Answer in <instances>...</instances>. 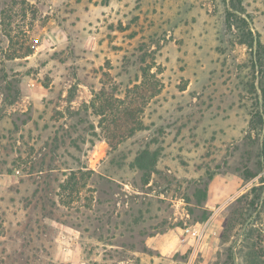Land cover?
<instances>
[{"label":"rangeland","instance_id":"374dc122","mask_svg":"<svg viewBox=\"0 0 264 264\" xmlns=\"http://www.w3.org/2000/svg\"><path fill=\"white\" fill-rule=\"evenodd\" d=\"M0 264H264V0H0Z\"/></svg>","mask_w":264,"mask_h":264},{"label":"trees","instance_id":"16d2710c","mask_svg":"<svg viewBox=\"0 0 264 264\" xmlns=\"http://www.w3.org/2000/svg\"><path fill=\"white\" fill-rule=\"evenodd\" d=\"M245 42L251 46L254 45L255 37L252 31H249ZM160 85V80L145 70L143 71L142 78L138 79L128 89V92L122 99L112 97L114 99L111 100L103 91L96 94L92 103L95 112L100 116L102 121L112 122L114 124L113 129L118 130L115 131L117 133H111L110 137L106 138L110 146H116V143L132 136L137 130L142 128L143 121L140 115L143 114L144 107L149 99L155 97L160 92ZM116 101L118 104L115 103ZM155 161L156 159L152 160V165L155 164ZM137 164L144 170L149 168L148 165L144 164L142 157L137 159ZM196 194L199 202L205 201L208 197V184L205 183L203 187H199ZM207 217V214L204 215L203 220Z\"/></svg>","mask_w":264,"mask_h":264},{"label":"built area","instance_id":"2783aa9c","mask_svg":"<svg viewBox=\"0 0 264 264\" xmlns=\"http://www.w3.org/2000/svg\"><path fill=\"white\" fill-rule=\"evenodd\" d=\"M194 234H196V232H193Z\"/></svg>","mask_w":264,"mask_h":264}]
</instances>
